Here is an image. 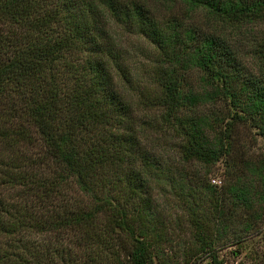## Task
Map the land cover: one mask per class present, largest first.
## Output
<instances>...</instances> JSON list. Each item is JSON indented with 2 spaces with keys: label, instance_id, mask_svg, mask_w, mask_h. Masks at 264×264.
<instances>
[{
  "label": "trees",
  "instance_id": "16d2710c",
  "mask_svg": "<svg viewBox=\"0 0 264 264\" xmlns=\"http://www.w3.org/2000/svg\"><path fill=\"white\" fill-rule=\"evenodd\" d=\"M164 1L232 28L264 23V0ZM156 16L145 0H0V264H153L173 242L152 182L190 222L191 246L176 241L190 264H223L217 251L261 219L264 161L233 138L237 125L264 138V80L243 64L264 68V40ZM131 34L156 53L158 93L132 77ZM189 69L199 91L183 89ZM151 108L177 140L174 164L145 147ZM217 162L225 191L199 192L186 166Z\"/></svg>",
  "mask_w": 264,
  "mask_h": 264
},
{
  "label": "rangeland",
  "instance_id": "374dc122",
  "mask_svg": "<svg viewBox=\"0 0 264 264\" xmlns=\"http://www.w3.org/2000/svg\"><path fill=\"white\" fill-rule=\"evenodd\" d=\"M147 5L154 10L158 20L174 18L186 27H192L202 31L203 33L219 34L224 38L235 41H263L264 40V23L253 25H240L229 27L221 24L201 10H190L186 5L180 2L168 3L164 0H145ZM121 46L127 51L131 66L134 68L132 77L136 82L139 90L142 88L153 89L155 93L158 90L151 86L152 73L159 69L157 64H154L156 53L152 47L141 37L135 35H126L121 37ZM245 72L247 75H252L255 78L264 80V68L260 63L252 58L246 57L243 59ZM163 68V66H161ZM203 75L193 69H189L184 74L183 89L192 88L194 91H199ZM223 106L216 104L211 111L216 114V111H222ZM140 110V109H139ZM208 111L207 107H200L196 114H205ZM140 112V111H139ZM138 112V113H139ZM160 112L155 108H151L146 114V118H150L156 125L153 130L148 129L146 133L148 139L144 144L145 147L153 152L164 162L174 164L177 158L176 144L177 140L172 133H169L165 123L160 122ZM140 115H145L140 112ZM156 127V128H155ZM155 128V129H154ZM159 129V130H158ZM234 143L240 145L246 156H253L261 161H264V138L256 135V132L249 129L245 125H237L234 127ZM224 164L217 162L213 166H186L190 167L196 177L198 191L207 189L218 194L225 191L227 178L225 177ZM188 173V172H187ZM192 174V172H190ZM152 185L153 201L158 208V216L164 222L165 233L170 237L173 244L171 246H163L161 258L154 260L153 264H190V258L182 253V246H177V239L185 243V247L191 246V233L193 231L190 222L183 211L173 207L171 197H162L165 195L164 188L167 190V185L156 186L155 182ZM167 194V193H166ZM168 195V194H167ZM261 219L257 221L256 230L253 227L252 231L247 233L239 244L229 246L228 248L219 249L217 256L222 260L223 264H264V208L261 211ZM237 228H241V223H235ZM227 234V233H226ZM183 249H185L183 247ZM186 250V249H185ZM235 252V254H233ZM207 260L200 261L198 264H206Z\"/></svg>",
  "mask_w": 264,
  "mask_h": 264
}]
</instances>
